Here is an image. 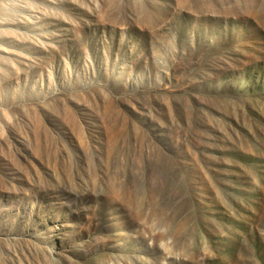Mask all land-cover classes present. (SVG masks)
Returning a JSON list of instances; mask_svg holds the SVG:
<instances>
[{"label":"rangeland","instance_id":"374dc122","mask_svg":"<svg viewBox=\"0 0 264 264\" xmlns=\"http://www.w3.org/2000/svg\"><path fill=\"white\" fill-rule=\"evenodd\" d=\"M0 264H264V0H0Z\"/></svg>","mask_w":264,"mask_h":264}]
</instances>
